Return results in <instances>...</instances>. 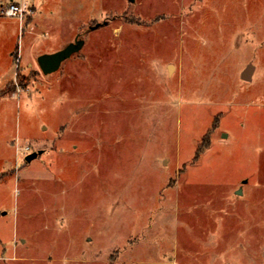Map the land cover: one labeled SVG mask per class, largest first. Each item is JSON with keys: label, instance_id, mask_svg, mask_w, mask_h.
<instances>
[{"label": "rangeland", "instance_id": "obj_1", "mask_svg": "<svg viewBox=\"0 0 264 264\" xmlns=\"http://www.w3.org/2000/svg\"><path fill=\"white\" fill-rule=\"evenodd\" d=\"M9 1L0 264H264V0Z\"/></svg>", "mask_w": 264, "mask_h": 264}, {"label": "crops", "instance_id": "obj_2", "mask_svg": "<svg viewBox=\"0 0 264 264\" xmlns=\"http://www.w3.org/2000/svg\"><path fill=\"white\" fill-rule=\"evenodd\" d=\"M9 2L12 3V2H14V0H10ZM33 2H34V0L31 1V9H35L34 8V5H33ZM32 12H33V16H34V11H32ZM25 21H26L27 26H30V28L32 30H34L35 26H37V24L39 23L33 17H32L31 20L26 19ZM25 21L23 23H21V25H23L25 23ZM255 21H256L257 24L248 23V26H249L248 28L251 29L250 32H251L252 35H254V33H255V35H257V31L254 32L253 31V28H254L255 25H258V24H259V27H260V35H258L259 36L258 43L260 44V52H259V54H260V61H259V66H260V70H262V75H261V90L264 91V9H263L262 6H261V8L259 10V14L256 15V17H255ZM21 25H20V23L18 24V32H20V30L23 31V29L20 28ZM5 34H6V31L4 29L0 28V70H11L12 63H14V62L15 63L21 62V60H22V54H21V52H19V50L18 51L17 50L10 51L9 49H5V44H4ZM249 42L250 43L254 42L253 41V37H251V39L249 40ZM83 45H84V43H83ZM44 53H52V52L36 53L35 58L37 59V57L39 55L44 54ZM37 66H38V64H37ZM32 67H33L32 63L31 62H28V64H27V68L28 69L27 70H32ZM17 69H20V68L17 67ZM38 69L40 70L39 66H38ZM246 70H250V72H249L248 77H247V79L245 81L250 82V81L253 80L254 75L256 73V70H258V67H257V65H254L253 63H251L248 66H246V68L244 69V72ZM244 72H242V74ZM242 74H241V77H242ZM242 80H244V79H242ZM6 96L7 95L5 94V91L4 92L2 91V93H0V98H5Z\"/></svg>", "mask_w": 264, "mask_h": 264}, {"label": "water", "instance_id": "obj_3", "mask_svg": "<svg viewBox=\"0 0 264 264\" xmlns=\"http://www.w3.org/2000/svg\"><path fill=\"white\" fill-rule=\"evenodd\" d=\"M99 25L93 26L91 29L98 27ZM84 41L80 38H75L73 42L68 43L64 48L53 52V53H44L37 57V64L45 75L53 73L58 70L61 63L68 59L72 54L78 52L83 46ZM250 70H246L242 74V79L246 80L248 77ZM42 150H38L36 152H32L25 157L26 162H31L36 159L40 154H42Z\"/></svg>", "mask_w": 264, "mask_h": 264}, {"label": "built area", "instance_id": "obj_4", "mask_svg": "<svg viewBox=\"0 0 264 264\" xmlns=\"http://www.w3.org/2000/svg\"><path fill=\"white\" fill-rule=\"evenodd\" d=\"M30 12H31V1L30 0H20L19 2H12L7 7L1 10V13L3 15L7 17L17 18L19 20L20 25L21 23L25 21L26 16ZM25 150H28V148H26Z\"/></svg>", "mask_w": 264, "mask_h": 264}, {"label": "flooded vegetation", "instance_id": "obj_5", "mask_svg": "<svg viewBox=\"0 0 264 264\" xmlns=\"http://www.w3.org/2000/svg\"><path fill=\"white\" fill-rule=\"evenodd\" d=\"M76 38H79V37H76Z\"/></svg>", "mask_w": 264, "mask_h": 264}]
</instances>
